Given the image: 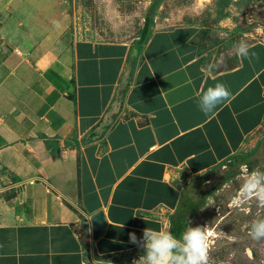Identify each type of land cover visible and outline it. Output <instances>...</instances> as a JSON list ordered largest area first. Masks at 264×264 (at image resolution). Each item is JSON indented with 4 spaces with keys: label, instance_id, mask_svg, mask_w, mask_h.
Here are the masks:
<instances>
[{
    "label": "crops",
    "instance_id": "0c3cea01",
    "mask_svg": "<svg viewBox=\"0 0 264 264\" xmlns=\"http://www.w3.org/2000/svg\"><path fill=\"white\" fill-rule=\"evenodd\" d=\"M70 6L0 0V264H122L130 233L176 225L179 174L233 161L264 121V40L211 73L197 25L154 19L139 48L79 38ZM217 83L232 98L206 116Z\"/></svg>",
    "mask_w": 264,
    "mask_h": 264
},
{
    "label": "rangeland",
    "instance_id": "374dc122",
    "mask_svg": "<svg viewBox=\"0 0 264 264\" xmlns=\"http://www.w3.org/2000/svg\"><path fill=\"white\" fill-rule=\"evenodd\" d=\"M150 0H71V29L81 39L135 41L144 25ZM264 0H163L154 19L162 27L197 25L201 28L199 50L202 66L211 73L231 68L235 46L264 40ZM133 41V42H134ZM242 162L227 169L221 166L196 178L180 173L176 183L181 190L178 220L171 233L182 237L188 227H202L211 233L209 264H264V240L249 236L251 222L264 218V209L251 201L243 210L229 208L238 192L242 166L248 171H264V121L247 142ZM235 173L226 183L223 177ZM145 249L121 259L122 264H140ZM87 264H92L91 262Z\"/></svg>",
    "mask_w": 264,
    "mask_h": 264
},
{
    "label": "clouds",
    "instance_id": "9594fccd",
    "mask_svg": "<svg viewBox=\"0 0 264 264\" xmlns=\"http://www.w3.org/2000/svg\"><path fill=\"white\" fill-rule=\"evenodd\" d=\"M235 54L242 59L256 56L249 50V45L241 41L235 46ZM200 110L207 116L214 115L218 105L231 101L232 94L222 83L209 87L203 93H197ZM243 182L238 192L230 199L229 208L243 210L244 206L255 201L264 209V171L256 168L248 171L242 166ZM249 236L255 240H264V218L251 222ZM211 233L202 227H188L181 238H176L170 231H157L146 228L142 238L135 233L129 234L130 243L145 249V254L138 260L140 264H209L212 247ZM137 264V261H134Z\"/></svg>",
    "mask_w": 264,
    "mask_h": 264
},
{
    "label": "trees",
    "instance_id": "16d2710c",
    "mask_svg": "<svg viewBox=\"0 0 264 264\" xmlns=\"http://www.w3.org/2000/svg\"><path fill=\"white\" fill-rule=\"evenodd\" d=\"M151 3L148 7V13L144 18V25L141 28L140 32H139V36L137 39V46L139 48H141L148 40L151 31H152V26H153V20L154 17L156 15V11L158 10V8L160 7L161 3L163 0H150ZM228 0H219V5L220 7H223L227 4ZM264 9V8H263ZM264 11V10H263ZM248 154H239L236 157H234L233 161L230 162L231 166L234 162L238 161V162H242V160L247 156ZM235 176V173H231L228 174L227 176L223 177L221 180V183H226L228 182L230 179H232ZM180 237H178L179 239Z\"/></svg>",
    "mask_w": 264,
    "mask_h": 264
},
{
    "label": "water",
    "instance_id": "95a60500",
    "mask_svg": "<svg viewBox=\"0 0 264 264\" xmlns=\"http://www.w3.org/2000/svg\"><path fill=\"white\" fill-rule=\"evenodd\" d=\"M89 221L92 228V239L96 240L102 233L105 226L103 214L98 212L97 214L91 216Z\"/></svg>",
    "mask_w": 264,
    "mask_h": 264
},
{
    "label": "built area",
    "instance_id": "2783aa9c",
    "mask_svg": "<svg viewBox=\"0 0 264 264\" xmlns=\"http://www.w3.org/2000/svg\"><path fill=\"white\" fill-rule=\"evenodd\" d=\"M230 160H227L226 162H224L222 165H221V168L222 169H227L228 167H229V165H230ZM90 223V222H89ZM91 236H92V233H91ZM93 263L94 264H104V262L103 261H101V262H95V261H93Z\"/></svg>",
    "mask_w": 264,
    "mask_h": 264
}]
</instances>
